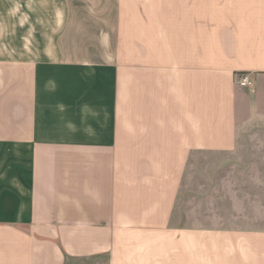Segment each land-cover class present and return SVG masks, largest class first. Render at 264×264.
Listing matches in <instances>:
<instances>
[{
	"label": "crops",
	"instance_id": "obj_1",
	"mask_svg": "<svg viewBox=\"0 0 264 264\" xmlns=\"http://www.w3.org/2000/svg\"><path fill=\"white\" fill-rule=\"evenodd\" d=\"M0 264H264V0H0Z\"/></svg>",
	"mask_w": 264,
	"mask_h": 264
},
{
	"label": "rangeland",
	"instance_id": "obj_2",
	"mask_svg": "<svg viewBox=\"0 0 264 264\" xmlns=\"http://www.w3.org/2000/svg\"><path fill=\"white\" fill-rule=\"evenodd\" d=\"M261 127L257 128V126H253V127H248L246 129H243L241 131L239 140H238V145H237V150L240 151L241 153H246L250 150V136H255L256 134L262 133V131H260ZM248 156H245V159H240V161H230V162H235V163H241L242 168L247 167V162H248ZM190 177H192V180L194 182L195 179H200V170L199 169H195L192 171ZM245 178V177H243ZM185 192H181V197H180V207L179 209L181 211H183V207L184 204L186 202L188 209L191 211L196 207H199V197L196 195H199V193H196L192 190H188V192H186L187 195H184ZM194 195V196H192ZM186 200V201H185ZM195 210L199 211V209H194L192 212V216H194L195 218H199L200 219V215L199 214H195ZM225 213H227L225 211ZM226 218H228V216H226ZM189 226H199L200 223L199 221H196V223H188Z\"/></svg>",
	"mask_w": 264,
	"mask_h": 264
},
{
	"label": "built area",
	"instance_id": "obj_3",
	"mask_svg": "<svg viewBox=\"0 0 264 264\" xmlns=\"http://www.w3.org/2000/svg\"><path fill=\"white\" fill-rule=\"evenodd\" d=\"M238 84L241 87H251L253 85L252 84V78L247 74H241L238 77Z\"/></svg>",
	"mask_w": 264,
	"mask_h": 264
}]
</instances>
